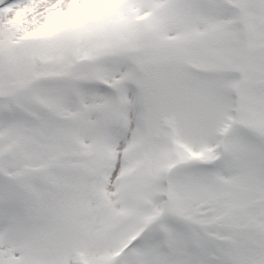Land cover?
<instances>
[{
  "label": "snow or ice",
  "instance_id": "1",
  "mask_svg": "<svg viewBox=\"0 0 264 264\" xmlns=\"http://www.w3.org/2000/svg\"><path fill=\"white\" fill-rule=\"evenodd\" d=\"M0 264H264V0H0Z\"/></svg>",
  "mask_w": 264,
  "mask_h": 264
}]
</instances>
